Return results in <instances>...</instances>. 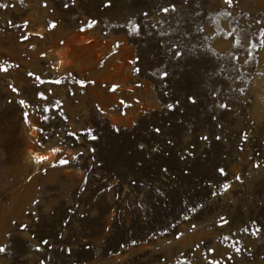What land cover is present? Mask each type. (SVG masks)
Listing matches in <instances>:
<instances>
[{"label": "snow or ice", "instance_id": "6c2138e0", "mask_svg": "<svg viewBox=\"0 0 264 264\" xmlns=\"http://www.w3.org/2000/svg\"><path fill=\"white\" fill-rule=\"evenodd\" d=\"M20 2L23 3V0ZM238 4L239 0H198L195 5L192 0H165L163 3L158 0H101L98 6L100 10H106L103 19L114 29L124 30L128 37L149 38L145 41V48L130 59L128 64L132 66L131 73L137 77L147 64V75L154 77L155 83L160 86L162 99L158 103L162 119L157 121L155 108L145 110L142 107L139 114L141 119H131L123 131L116 123H112L105 130V134L112 141L122 140L115 145L111 163L113 167L126 169L131 173L126 181L129 187L124 189L130 210H135L136 214L140 215L153 212L158 204L166 208L170 203L177 202L181 206L177 214L179 219L173 217L175 222L163 224L160 232L156 233L158 235H166L170 229H176L180 220L188 221L198 217L203 211L212 212L213 208L209 206L227 198L233 182L240 185L245 183L244 177L239 173H235L233 181L230 182L225 167L216 164L209 157V151L231 147L236 153L243 154L245 148L253 143L264 146V80L258 86L249 85L247 80L251 79V76L245 78V73L237 67L238 56L229 52L231 61L235 63H221L215 51L198 50V45L194 42L220 35L215 30H209L211 35H205V26L199 24L193 30V17L201 15V12L195 11L196 8L203 11L207 6L217 15L231 17ZM14 7L11 3H0V9ZM40 7L53 14L46 21L48 30L57 27L56 13L59 11L73 12L81 9L85 19L79 21L80 32L93 29L101 23L100 19L91 15L85 0H51V6L49 0H41ZM168 20H176L178 27L170 25L167 31L158 27ZM6 23L9 28L15 27L20 31V42L29 40V34L26 33L29 25L27 19L22 21V25L14 24L11 19ZM253 23L259 28L251 34L237 28L226 32L221 30L224 41L231 49L243 50L246 53L244 65L249 64L254 52L258 53L264 49V17L254 19ZM251 27L252 25H248V28ZM35 35L42 38L39 32ZM250 35L255 36V41ZM60 43L63 44V41ZM28 47L35 45L29 43ZM119 47L120 41L117 40L110 54H114ZM45 55L44 52L40 53L41 57ZM19 67V64L7 59L0 60V74L3 76H10V70ZM25 75L35 85L31 89L32 97L27 95L26 90L5 80L6 91L14 95L0 96V116L15 102L19 106L23 123L37 134L34 137L35 145L43 151L47 144V155L32 152L29 155L30 162L41 166L39 170L47 174L49 168H62L68 166L71 161H76L78 157H84L83 151H75V154L66 151L69 148L75 150L82 147L91 154V164L86 167L100 168V161L103 160L98 155L100 133L88 125L69 127V117L64 110L63 101L57 99L54 103L51 102L48 97L53 89L39 87L45 84L71 85L72 87H65V92L69 97H74L77 92L83 94L87 85L95 84L96 81L78 79L71 72L67 73L70 79L66 82L61 79L46 80L36 71H28ZM256 75L264 77V72H258ZM237 81L240 82L239 85ZM119 87V84H112L107 87V91L115 93ZM134 87L141 88L143 85L137 80ZM22 91L24 98L17 99ZM131 91L132 89H129V92ZM41 102L44 103L43 107ZM133 103L141 104L140 98L134 97L130 102L121 97L117 101V104L122 106L117 109L122 117L128 115L123 109H131ZM28 108H32L39 123L30 120L29 112L25 111ZM237 109H240V112ZM194 110H200L199 115ZM95 113L103 117L105 109L96 104ZM163 118L167 119V123ZM76 119L79 121L80 117ZM56 121L62 123L57 124ZM141 127L145 129L146 137L138 134ZM89 141L92 143H87ZM255 156L256 159L252 156L247 158L250 169L260 170L264 178V156L259 151ZM45 164L47 167H43ZM82 183H89L88 175L82 177ZM79 190L83 193L85 188L80 187ZM111 192L113 184L109 183L106 188L101 186L97 195ZM120 198L119 192H116L114 199ZM32 203L37 204L38 201L33 200ZM259 204L264 206V199L260 200ZM102 205L101 196L94 207L99 211ZM254 206V200L247 202L249 212ZM79 208L77 204L75 208L69 207L67 211L76 213ZM77 214L83 231L88 227L90 217L96 213L90 208L87 212L80 210ZM27 215L36 217L37 221L40 219L37 213L31 210ZM144 219L148 220L149 216L144 215ZM231 222L226 214L220 212H215L212 221L216 229H222ZM11 223L25 235L28 247L23 250L24 253L41 254L32 262L22 254L20 264H78L79 261L87 264L92 245L86 240L79 243L69 241L66 233L71 227L70 219L63 220L64 231L59 232L55 242L39 237L35 231L29 235V225L25 223L17 224L15 220ZM115 227L113 217V221L103 230L105 233H111ZM196 227L197 225L192 223L188 231ZM240 231L245 235L260 238L264 235V221L249 216L248 223ZM8 235L11 237L12 234ZM235 235V232L223 235L222 241H230ZM174 236L176 241H180L184 233L176 231ZM216 238L220 239L219 234ZM129 244L134 249L137 240L130 237L120 243L119 248L125 249ZM9 247L8 244L0 243V254L7 255ZM201 249L203 251H200ZM237 257L243 260V264H264V248L254 249L236 239L221 249L219 245L212 246L211 238H201L199 242L188 244L184 248L174 247L161 254L157 257V264H194V261L195 264H236Z\"/></svg>", "mask_w": 264, "mask_h": 264}, {"label": "rangeland", "instance_id": "374dc122", "mask_svg": "<svg viewBox=\"0 0 264 264\" xmlns=\"http://www.w3.org/2000/svg\"><path fill=\"white\" fill-rule=\"evenodd\" d=\"M4 2L14 4L15 7L0 9V60L7 59L9 62L19 64L20 67L11 69L10 76L0 74V96L14 95L6 91L4 81L8 80L22 90H26L27 95L32 97L31 89L35 85L26 77L28 71H36L46 80L61 79L66 82L70 79L67 76L68 72L78 79L95 80V84L87 85V90L83 94L77 92L74 97H69L65 92V87H72L71 85L45 84L39 87L53 89L48 97L51 102L54 103L57 99L63 101L64 110L69 117V127L88 125L100 133L98 155L103 160L100 161L102 164L100 168L89 169L86 165L91 164V154L82 147H77L75 150L69 148L66 151L70 154H75V151L85 152L84 157H78L76 161H71L68 166L62 168H49L45 174L39 170L41 166L30 162L28 149L31 147L38 154L47 155V144L43 151L35 145L34 137L37 134L23 123L19 106L14 102L7 112L0 116V243L10 245L7 255L0 254V264H20L22 254L30 262L41 255L24 253L23 250L28 247V242L20 229L11 223L12 220L17 224L22 222L29 225L27 229L29 235L35 231L39 237L55 242L59 232L64 231L63 220L70 219L71 227L66 233L69 241L79 243L86 240L92 245L87 264H157V257L161 254L169 252L174 247L184 248L188 244L199 242L201 238H211L212 246L219 245L221 249L225 244L232 243L236 239H240L242 244L254 249L264 248V235L254 238L240 231L248 223L249 216L264 221V206L259 204L260 200L264 199V178L260 170L250 169L247 159L248 156L256 159L257 151L264 156V146L253 143L245 148L243 154L236 153L231 147L209 151V157L219 166L225 167L230 182L233 181V175L239 173L244 177L245 183L240 185L233 182L227 198H222L216 204L209 206L213 208L212 212L203 211L198 217L188 221L180 220L177 228L170 229L166 235L156 234L160 232L163 224L169 221L175 222L173 217L179 219L177 214L181 206L177 202L170 203L166 208L158 204L155 205L153 212L140 215H137L135 210H130L124 189L129 187L126 181L131 173L126 169H117L111 163L115 145L122 140L112 141L105 134V130L112 123H116L123 131L128 121L133 118L141 119L139 114L142 107L145 110L155 108L157 121L162 119L158 103L162 99L160 86L155 83L154 77L147 75V64L144 65L139 77L131 73L132 66L128 64L130 59L145 48V41L149 38L128 37L124 30L111 27L103 19L106 10L102 11L98 7L101 0H85L91 15L100 19L101 23L84 32L79 31V21L85 19L81 9L73 12H57L58 25L55 29L48 30L46 21L53 14L40 7L41 0H23V3L20 0H0V3ZM158 2L163 3L165 0ZM192 2L195 5L198 0ZM49 3L51 6V0ZM195 11L201 12V15L193 17V30L199 24L205 26V35H211L209 30L220 33L208 40L194 41L198 45V50L215 51L221 63H235L228 55L232 52L239 57L237 67L245 73V78L251 76V79L247 80L249 85L258 86L264 80V77L256 75L258 72H264V49L258 53L254 52L249 64L244 65L246 53L243 50L231 49L224 41L221 30L226 32L237 28L249 34L256 32L259 26L255 25L253 20L264 17V0H239L231 17L217 15L207 6L203 11L200 8H196ZM9 19L14 24L21 25L23 20L29 21L26 29V33L29 34L28 41L18 40L21 33L15 27L7 26L6 22ZM170 25L178 27L176 20H168L158 27L167 31ZM248 25L252 27L248 28ZM38 32L41 33L42 38L35 35ZM250 38L255 41V36L250 35ZM117 40L120 41V47L114 54H110ZM60 41H63V44ZM29 43L35 47H28ZM41 52L46 55L41 57ZM137 80L143 87H134ZM239 83L237 81L238 85ZM112 84L120 85L115 93L107 91V87ZM129 89L132 91L129 92ZM121 97L130 102L134 97H139L141 104L133 103L131 109H123L128 115L122 117L117 110L122 108L117 104ZM19 98H24V91L20 97H17ZM96 104H100L105 109L103 117L95 113ZM43 106L44 103L41 102V107ZM48 106L51 107V104ZM25 111L29 112L33 123H39L32 108ZM199 111L194 110L197 115ZM237 111L240 112V109ZM77 117H80L79 121ZM163 119L167 123V119ZM56 123L62 122L56 121ZM138 134L146 137L145 129L141 127ZM43 167H47V164ZM84 175H88L87 185L82 183ZM109 183L113 184V192L100 193L98 196L99 188L101 186L106 188ZM80 187L85 188L83 193L80 192ZM116 192L120 194L119 200L114 199ZM101 196L102 209L97 211L94 206ZM130 198L129 195L128 199ZM33 200L38 203L33 204ZM253 200L255 206L249 212L247 202ZM77 204L80 208L76 209V213H68L67 209L75 208ZM90 208L96 214L88 220V227L81 231L80 217L77 213L80 210L87 212ZM29 210L37 213L40 217L39 221L36 217L27 215ZM215 212L226 214L232 222L222 229H216L212 223ZM144 215H148L149 219L145 220ZM113 217L116 227L111 233H105L103 229L113 221ZM192 223L197 227L188 231ZM176 231L184 233L180 241L175 240ZM233 232L236 235L230 241H222L223 235H230ZM8 233L12 234L11 237ZM218 234L220 239L216 238ZM130 237L137 240L135 248L133 249L130 244L125 249L119 248V244ZM78 264H83V261H79ZM236 264H243V260L237 257Z\"/></svg>", "mask_w": 264, "mask_h": 264}, {"label": "bare ground", "instance_id": "6f19581e", "mask_svg": "<svg viewBox=\"0 0 264 264\" xmlns=\"http://www.w3.org/2000/svg\"><path fill=\"white\" fill-rule=\"evenodd\" d=\"M28 151H29L30 153L35 152V151L33 150V148H31V147H29Z\"/></svg>", "mask_w": 264, "mask_h": 264}]
</instances>
